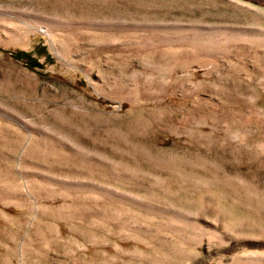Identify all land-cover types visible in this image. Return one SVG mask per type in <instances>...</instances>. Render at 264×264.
Instances as JSON below:
<instances>
[{
  "label": "rangeland",
  "instance_id": "obj_1",
  "mask_svg": "<svg viewBox=\"0 0 264 264\" xmlns=\"http://www.w3.org/2000/svg\"><path fill=\"white\" fill-rule=\"evenodd\" d=\"M244 35L264 0H0V264H264Z\"/></svg>",
  "mask_w": 264,
  "mask_h": 264
},
{
  "label": "bare ground",
  "instance_id": "obj_2",
  "mask_svg": "<svg viewBox=\"0 0 264 264\" xmlns=\"http://www.w3.org/2000/svg\"><path fill=\"white\" fill-rule=\"evenodd\" d=\"M37 32H39L40 34L42 35H45V36H51V30L49 27H42V28H38L36 29ZM239 38H241V40L243 39L244 41H248L249 43H261L264 45V35H257V36H252V35H244V36H240ZM52 44V43H51ZM199 46H201V49L203 48H213V49H227L228 46L227 45H224L222 43H217V42H209V43H202V44H198ZM197 45V46H198ZM227 46V47H226ZM58 54V53H57ZM60 56V55H59ZM65 143V142H64ZM76 146V145H75ZM73 147V146H72ZM77 147V146H76ZM74 148V147H73ZM76 151V150H75ZM84 151V150H83ZM22 156V155H21ZM67 186L71 187L73 185H75L73 182H64ZM66 186V187H67ZM78 188L81 187L82 185H77ZM77 188V189H78ZM85 188V187H84ZM102 190V189H101ZM71 191V190H70ZM76 192V191H75ZM81 192V191H80ZM81 195V194H80ZM210 239V238H209Z\"/></svg>",
  "mask_w": 264,
  "mask_h": 264
},
{
  "label": "trees",
  "instance_id": "obj_3",
  "mask_svg": "<svg viewBox=\"0 0 264 264\" xmlns=\"http://www.w3.org/2000/svg\"><path fill=\"white\" fill-rule=\"evenodd\" d=\"M41 49L43 50L44 54H46V49H45V47H42ZM15 57H16L17 59H21V60L24 59V60H26L29 64H31V65H33V66H41V65L37 62L36 59H33V58L31 57V54H29V53H25V52L17 53V54L15 55Z\"/></svg>",
  "mask_w": 264,
  "mask_h": 264
}]
</instances>
